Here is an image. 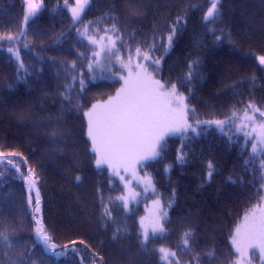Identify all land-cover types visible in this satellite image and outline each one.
Returning <instances> with one entry per match:
<instances>
[{
    "label": "trees",
    "instance_id": "obj_1",
    "mask_svg": "<svg viewBox=\"0 0 264 264\" xmlns=\"http://www.w3.org/2000/svg\"><path fill=\"white\" fill-rule=\"evenodd\" d=\"M42 1L41 11L24 25V0H0V37H17L0 42V154L11 160L0 161V232L8 237L7 243L0 241V264H176L177 259L179 264H236V226L247 210L264 204V169L259 167L264 157L245 166L254 137L245 147L246 137L236 132L239 119L223 132L196 122L225 119L233 111L243 117L249 102L264 111V65L259 63L264 56V0H220V14L210 22L203 18L211 0H90L78 19L65 0ZM177 18L176 35L165 53ZM113 24L119 33L105 31ZM85 26L94 38L122 36L124 43L117 44L113 57L126 64L131 58L133 66H146L162 84H175L194 109L188 114L199 134L168 136L160 155L146 164L155 185L149 196L167 213L163 231L144 243L143 202L118 199L123 183L97 167L87 136L84 113L114 97L121 83L98 73L92 78L87 65L97 45L80 35ZM154 40L157 48L149 55L162 58L158 70L136 55L137 47L147 51ZM197 60L188 81L189 65ZM20 61L27 75L19 70ZM73 62L74 70L69 67ZM118 66V73H128ZM256 119L261 122L259 114ZM54 131L63 135L53 138ZM181 153L182 161L177 160ZM30 169L38 177L41 219L51 241L57 251L77 241L78 251L57 256L37 239V219L25 184ZM105 206L111 219L102 216ZM188 229L194 235L185 249L182 238ZM160 249L176 257L165 259ZM213 251L214 257L204 255ZM249 261L264 264L252 250Z\"/></svg>",
    "mask_w": 264,
    "mask_h": 264
},
{
    "label": "snow or ice",
    "instance_id": "obj_2",
    "mask_svg": "<svg viewBox=\"0 0 264 264\" xmlns=\"http://www.w3.org/2000/svg\"><path fill=\"white\" fill-rule=\"evenodd\" d=\"M68 0H65L67 4ZM29 4V11L26 12L24 20L27 22L32 16L35 15L38 5L34 3V0H27ZM90 3V0H76V7L72 9V16L74 19H78L81 13L84 11L85 7ZM220 0H211V7L208 9L204 16L206 22L214 21L220 14L219 9ZM180 18H177L176 23L171 26V31L167 35V47L164 48L165 53L172 46L173 39L176 35V27L179 24ZM79 31V30H78ZM106 32L111 31L112 33H119V29L115 24L111 29H105ZM21 37L24 32H21ZM81 36H85L88 42L92 45H99L101 51L112 53L113 55L119 51L117 44L123 45V37L117 35L116 39L111 37L101 36L100 40H96L92 36L87 34V26ZM134 38V34L133 37ZM17 39L12 35L0 37V42L2 41H12ZM163 38H161L162 40ZM220 37H217L219 40ZM107 40L106 44L100 45V41ZM146 43V41H144ZM161 46L162 43H161ZM27 47V45H25ZM157 48V43L154 42L148 45L147 51L141 52L140 47L136 48V55L142 56L145 61H150L152 66L159 68L161 59H153L149 52L155 51ZM12 52V49H8ZM101 51L94 52L89 64L87 65L88 71L92 73V78H97V70L100 72V78L112 79V76L105 77V72L110 71L101 62ZM84 56L83 53L79 54ZM17 59L19 60V51L16 52ZM87 58V57H85ZM116 62L121 65L122 68L128 69L127 77H120L123 79V86L117 90L114 97H109L107 101L98 102L92 105V108L84 115L88 118V131L87 136L92 142V150L97 154L98 158L96 160L97 167H100L108 160H124L138 151V149L144 145H148V150L141 159L148 160L153 159L160 155L163 150V141L165 137L170 134H179L183 138H187V133L191 131L192 133H197V129L193 127L191 123L188 122L187 113L188 111H194V109H189L184 103L185 97L178 95L176 91V85H171L170 92H161L160 89L165 87L160 81L154 80L152 74L148 72V68L142 64H136L135 68L137 71L135 73L131 70V58H129V63L124 64L122 59L117 56ZM199 61H193L189 65V72L186 75V80L190 81L195 75L194 66L197 65ZM259 63L264 65V56L259 57ZM73 70L76 67L75 62L70 66ZM19 70L28 74V69L25 68L23 61L19 63ZM73 83L76 81V77H72ZM81 88L84 87V80L79 81ZM69 90L71 86H68ZM79 107V105H76ZM252 113L251 115L249 113ZM256 114H259L260 123H257ZM239 119L240 124L236 125V132L243 133L246 137V143L249 142L248 138L254 137V142H252L251 152L249 154V159L244 161L245 166L249 163L254 162L259 157H264V111L257 107L254 103L249 102L244 108L243 117H239L236 111L231 113L230 117L225 119L216 120H202L197 121V126L205 125L211 126L215 125L218 129L223 132L226 126L231 127L235 121ZM251 125L250 131H245ZM63 133L54 131L52 133L53 138H56ZM16 155H19L17 153ZM184 159V154L181 153L177 156V160L182 161ZM8 160L11 164L9 157L0 154V161ZM13 167L19 171V166L14 165ZM259 167L264 169V159H261ZM208 176L211 177L213 174V165L211 162L208 164ZM3 174L0 173V176ZM264 178V176H262ZM28 181L29 189L35 190V197L30 194L28 198V203H34L35 213H40L41 208V196L40 190L36 187L38 182V177L34 171L29 170V177H26ZM79 181L80 176L75 178ZM231 179V177H229ZM235 183V181H233ZM123 199V198H118ZM261 201H264V197H260ZM102 216L111 219V212L105 206L102 209ZM36 237L42 242L44 250L48 253L54 255H64L67 251L76 252L79 249L76 248L77 241H72L71 247L68 245L63 246L59 251H57V245L50 244L52 237L45 230L41 220H36ZM163 231L162 224H155L152 228V232ZM120 229L116 230L113 234V239L117 238V233ZM191 229H188L183 234V246L187 249L189 245V240L193 236ZM149 238V233L147 230L143 233L144 243ZM0 241L7 243L8 237L4 233L0 232ZM247 241L245 248H253L259 246L260 250L264 252V204L257 205L252 209L245 212L243 221L241 224L237 225L235 233L232 236V245L235 246L237 252L243 254L244 248L241 247V242ZM79 244L86 245V241L80 240ZM10 246V245H9ZM164 258L176 257L175 252H168L165 249H160ZM209 258L215 256V252H209L204 254ZM83 258H81L82 260ZM102 259V258H101ZM176 264H179V260H176ZM239 264V262H236Z\"/></svg>",
    "mask_w": 264,
    "mask_h": 264
},
{
    "label": "rangeland",
    "instance_id": "obj_3",
    "mask_svg": "<svg viewBox=\"0 0 264 264\" xmlns=\"http://www.w3.org/2000/svg\"><path fill=\"white\" fill-rule=\"evenodd\" d=\"M24 2H25V14H26V12L29 11V4L27 3V0H24ZM34 3L36 5H38V9L35 13V15H37L41 11V9L43 8V1L42 0H34ZM65 5L69 9V11L72 13V9L77 6L76 0H73L71 2H67V4H65ZM34 16H32V17H34ZM28 21L25 22V20H24V25H26L28 23ZM102 36L111 37L112 39H114L113 35H102ZM100 37L101 36H99L95 39L99 41ZM106 43H107V40L100 41V45H103ZM96 47H97V51H101V48L99 45H97ZM113 58L114 57H113L112 53L101 51V57H100L101 62L105 65L106 68L110 69V71L105 72L104 75H105V77L112 76L114 79H119L121 85L118 89H120L124 83L123 79H120V77H127L128 73L127 72H125L123 74L118 73L116 70V67H119V66H118V63L116 62V59L115 58L113 59ZM124 64H126V63H124ZM134 64L136 65L138 63H134ZM124 69H127V68H124ZM131 70L133 73H135L137 71V69H135V66H133V64H131ZM127 71H128V69H127ZM97 73H98V75H100L99 70H97ZM152 77L154 80L158 81L157 76L152 74ZM164 85H165V87L163 89H160L159 91L165 92V93L170 92L171 86L166 85V84H164ZM176 91H177L178 95H181L179 90L177 89V87H176ZM184 103L187 105L186 99L184 100ZM91 108H92V106H90L86 110V112H88L89 109H91ZM187 117H188V122L192 124L191 117H189L188 113H187ZM87 120H88V118H87ZM173 135H179V134H170L168 136H173ZM168 136H166L165 139ZM91 144H92V142H91ZM147 150H148V145L144 144L132 156H130L124 160H115V159L108 160L106 163H104L100 167L106 168L111 175H113L114 177H116L118 180H120L123 183L124 193L122 195V198H123L122 200H124L125 203L129 204L132 202H143L144 214H143L142 218L140 219L141 232L143 235L144 231L147 230L149 233V236H150L151 234H154L152 232L153 226L157 223L161 224L162 219H163L162 216L167 213V210L164 207L162 208L161 203L157 198L149 196L150 194L154 193L155 185H154L152 176L145 169V167H146V164L149 163L154 158L148 159V160L141 159V157H143L145 155ZM95 155H96L95 156V163H96L98 156L96 153H95ZM25 184H26L27 197L29 198V195L31 194L34 198L35 197V190L29 189L27 179L25 180ZM30 205L34 209V212H35L36 205L34 203V199H33V203H31ZM40 208H41V205H40ZM244 215H243V217H244ZM35 217L37 220L39 219L42 221L41 211H40V213H35ZM243 217H242L241 221L238 223V225L242 223ZM234 233H235V231H234ZM247 243H248L247 241L241 242V247L245 249L243 254H241V252H237L235 246H233V248L237 254V262H239V264H250L249 259H250L251 250H252L253 254L260 255L264 259V252H262L260 250L259 246H255L253 248H245V245ZM50 244H55V243L50 241ZM57 248H58V246H57ZM94 264H98V263H94Z\"/></svg>",
    "mask_w": 264,
    "mask_h": 264
}]
</instances>
